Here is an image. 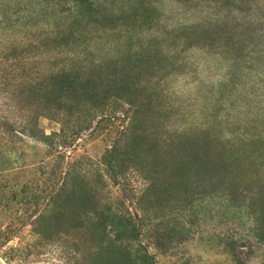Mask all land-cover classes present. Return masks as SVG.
I'll return each instance as SVG.
<instances>
[{
    "label": "rangeland",
    "instance_id": "rangeland-1",
    "mask_svg": "<svg viewBox=\"0 0 264 264\" xmlns=\"http://www.w3.org/2000/svg\"><path fill=\"white\" fill-rule=\"evenodd\" d=\"M213 1L0 0V264H264Z\"/></svg>",
    "mask_w": 264,
    "mask_h": 264
},
{
    "label": "trees",
    "instance_id": "trees-1",
    "mask_svg": "<svg viewBox=\"0 0 264 264\" xmlns=\"http://www.w3.org/2000/svg\"><path fill=\"white\" fill-rule=\"evenodd\" d=\"M214 9L209 5L204 10L200 7L202 16L194 24H201L207 30L215 25L216 30L221 31L211 40L214 44L211 54L227 64L225 76L230 79L226 83H231L233 91L238 92V86L244 90L242 96L237 94L241 99H228L229 110L218 108L217 116H220L219 124L228 125L229 129L232 127L228 141L234 151L230 152L242 168H247L245 175L253 183V179L264 178V15L257 17L252 7L240 12L232 1L229 9ZM234 9H238L237 15H234ZM251 11L256 18H252ZM224 27L228 31L224 32ZM257 188V193L262 192L263 183ZM259 203L263 204L261 211L264 212V201ZM261 224L264 227V217Z\"/></svg>",
    "mask_w": 264,
    "mask_h": 264
}]
</instances>
